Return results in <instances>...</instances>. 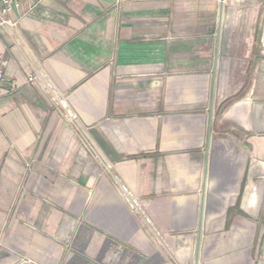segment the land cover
Wrapping results in <instances>:
<instances>
[{
  "label": "crops",
  "instance_id": "crops-1",
  "mask_svg": "<svg viewBox=\"0 0 264 264\" xmlns=\"http://www.w3.org/2000/svg\"><path fill=\"white\" fill-rule=\"evenodd\" d=\"M263 1L21 0L0 264H264Z\"/></svg>",
  "mask_w": 264,
  "mask_h": 264
},
{
  "label": "built area",
  "instance_id": "built-area-1",
  "mask_svg": "<svg viewBox=\"0 0 264 264\" xmlns=\"http://www.w3.org/2000/svg\"><path fill=\"white\" fill-rule=\"evenodd\" d=\"M21 0H0V30L3 29L5 26H13L14 23H10L8 16L13 13L15 8L19 5ZM116 3H119L122 0H115ZM264 5V1H263ZM1 59V55H0ZM9 82L5 79L3 72L0 71V84L2 82ZM25 83L27 84H34L41 87L44 93H47L50 97H52L54 100L56 99L55 96L51 93L47 85L41 81L37 76L35 75H29L25 78Z\"/></svg>",
  "mask_w": 264,
  "mask_h": 264
}]
</instances>
